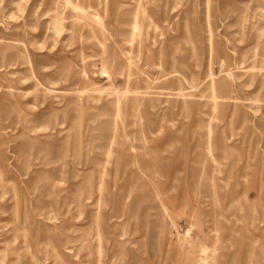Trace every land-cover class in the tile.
<instances>
[{
	"label": "rangeland",
	"instance_id": "rangeland-1",
	"mask_svg": "<svg viewBox=\"0 0 264 264\" xmlns=\"http://www.w3.org/2000/svg\"><path fill=\"white\" fill-rule=\"evenodd\" d=\"M0 264H264V0H0Z\"/></svg>",
	"mask_w": 264,
	"mask_h": 264
}]
</instances>
